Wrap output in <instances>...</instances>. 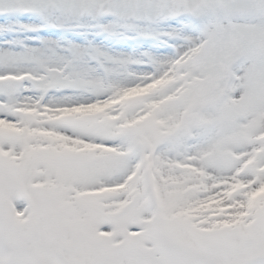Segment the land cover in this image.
I'll return each instance as SVG.
<instances>
[{
    "label": "snow or ice",
    "instance_id": "1",
    "mask_svg": "<svg viewBox=\"0 0 264 264\" xmlns=\"http://www.w3.org/2000/svg\"><path fill=\"white\" fill-rule=\"evenodd\" d=\"M0 264H264V0H0Z\"/></svg>",
    "mask_w": 264,
    "mask_h": 264
}]
</instances>
